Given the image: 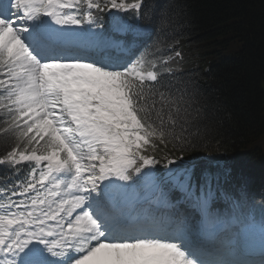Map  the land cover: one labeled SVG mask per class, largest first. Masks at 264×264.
<instances>
[{
  "label": "snow or ice",
  "instance_id": "obj_1",
  "mask_svg": "<svg viewBox=\"0 0 264 264\" xmlns=\"http://www.w3.org/2000/svg\"><path fill=\"white\" fill-rule=\"evenodd\" d=\"M144 2L0 0V264H264V200L185 156L196 97Z\"/></svg>",
  "mask_w": 264,
  "mask_h": 264
},
{
  "label": "trees",
  "instance_id": "obj_2",
  "mask_svg": "<svg viewBox=\"0 0 264 264\" xmlns=\"http://www.w3.org/2000/svg\"><path fill=\"white\" fill-rule=\"evenodd\" d=\"M142 11L127 18L150 27L152 39L163 21L181 53L173 66L196 97L203 146L185 156L198 170L225 157L236 189L264 200V0H145ZM6 143L0 137V150ZM152 154L178 155L170 143Z\"/></svg>",
  "mask_w": 264,
  "mask_h": 264
},
{
  "label": "rangeland",
  "instance_id": "obj_3",
  "mask_svg": "<svg viewBox=\"0 0 264 264\" xmlns=\"http://www.w3.org/2000/svg\"><path fill=\"white\" fill-rule=\"evenodd\" d=\"M263 152H264V148H263Z\"/></svg>",
  "mask_w": 264,
  "mask_h": 264
}]
</instances>
